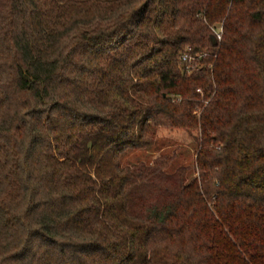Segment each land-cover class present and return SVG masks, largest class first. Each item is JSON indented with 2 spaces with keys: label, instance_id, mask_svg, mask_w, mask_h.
<instances>
[{
  "label": "trees",
  "instance_id": "1",
  "mask_svg": "<svg viewBox=\"0 0 264 264\" xmlns=\"http://www.w3.org/2000/svg\"><path fill=\"white\" fill-rule=\"evenodd\" d=\"M0 264H264V0H0Z\"/></svg>",
  "mask_w": 264,
  "mask_h": 264
},
{
  "label": "rangeland",
  "instance_id": "2",
  "mask_svg": "<svg viewBox=\"0 0 264 264\" xmlns=\"http://www.w3.org/2000/svg\"><path fill=\"white\" fill-rule=\"evenodd\" d=\"M196 149L193 135H188L179 130L170 131L159 129L156 144L150 150L132 153L127 161H125V164L131 166L138 163L151 165L153 160L159 157H171L172 160L167 169V173L172 174L177 169L185 167L189 170L187 175L188 179H192L196 177L194 170V155Z\"/></svg>",
  "mask_w": 264,
  "mask_h": 264
},
{
  "label": "built area",
  "instance_id": "3",
  "mask_svg": "<svg viewBox=\"0 0 264 264\" xmlns=\"http://www.w3.org/2000/svg\"><path fill=\"white\" fill-rule=\"evenodd\" d=\"M187 60V56L185 55L183 58H182V62H186Z\"/></svg>",
  "mask_w": 264,
  "mask_h": 264
}]
</instances>
